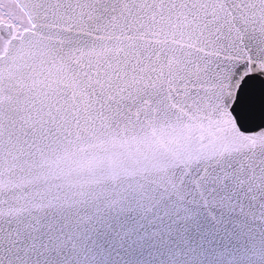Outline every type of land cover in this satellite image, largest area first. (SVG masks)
Here are the masks:
<instances>
[{
	"label": "snow or ice",
	"instance_id": "snow-or-ice-1",
	"mask_svg": "<svg viewBox=\"0 0 264 264\" xmlns=\"http://www.w3.org/2000/svg\"><path fill=\"white\" fill-rule=\"evenodd\" d=\"M20 8L0 264H264V0Z\"/></svg>",
	"mask_w": 264,
	"mask_h": 264
},
{
	"label": "flooded vegetation",
	"instance_id": "flooded-vegetation-1",
	"mask_svg": "<svg viewBox=\"0 0 264 264\" xmlns=\"http://www.w3.org/2000/svg\"><path fill=\"white\" fill-rule=\"evenodd\" d=\"M9 13L16 17H22L23 12L16 0H0V15L7 16Z\"/></svg>",
	"mask_w": 264,
	"mask_h": 264
},
{
	"label": "water",
	"instance_id": "water-1",
	"mask_svg": "<svg viewBox=\"0 0 264 264\" xmlns=\"http://www.w3.org/2000/svg\"><path fill=\"white\" fill-rule=\"evenodd\" d=\"M16 1H17V3H18L19 5H22L23 3L26 2V0H16Z\"/></svg>",
	"mask_w": 264,
	"mask_h": 264
}]
</instances>
